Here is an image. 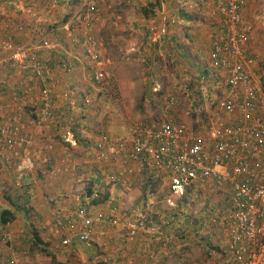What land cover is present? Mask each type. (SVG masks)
<instances>
[{
	"label": "crops",
	"instance_id": "obj_1",
	"mask_svg": "<svg viewBox=\"0 0 264 264\" xmlns=\"http://www.w3.org/2000/svg\"><path fill=\"white\" fill-rule=\"evenodd\" d=\"M96 2L99 4L98 18L92 31L99 40L101 65V58L108 53L102 41H110L105 42L110 50L116 44L111 40V34L100 33L104 30L102 25L106 20L116 29L130 24L133 19L129 9L135 6L139 13L136 18L140 22L157 17V31L152 34L145 31L146 37L137 46L138 52H146L153 45L162 57L171 60L173 71L186 72L173 80L176 97L173 112L164 111L161 116L178 118L189 129L201 132L205 130L189 124V115L195 114L196 119L208 118L205 133L219 120H230L217 107L227 95L226 75L223 70L212 67L209 53L213 42L224 38V29L210 0ZM87 3L88 0H0V40L32 48L39 46L42 40L50 42L51 47L40 51L39 59L50 70L53 110L57 117L55 123L33 125L35 112L40 106L39 93L47 83L11 70L0 50V127L19 107L23 133L29 139L25 156H22L20 148L8 152L0 141V264H10V257L12 264H61L66 258L57 256L67 250L77 254L83 264L89 258L92 259L91 264H151V258L159 262L166 260L155 252L159 246V238L155 235L140 232L128 237L121 226L109 223L95 225L91 244L76 239L64 244L60 238L56 224L58 215L67 214L81 204H87L93 213L106 216L112 213L131 215L138 206L147 213L149 206L145 207L141 202L146 204L145 201L153 195L151 192L155 193L154 189L150 191L147 187L152 182L166 183L160 175L162 173L154 168L131 161L124 164L122 151V154H117L120 157L95 158L96 144L102 141L103 136L117 138L108 133L96 134L88 126H92L90 122L94 121L93 116L97 112V108L92 111V107L97 106L99 91L95 93L94 88L99 90V84L92 80L98 65L89 60L80 45L85 29L81 22L82 13H85ZM243 16L253 26L252 35L244 45L245 54L254 60L248 68L260 73L264 95V1L246 0ZM18 25H24V29L18 30ZM105 61L109 62V59ZM85 66L91 70H86ZM123 84H119L120 89H127L135 82L126 79ZM72 95L80 97L77 104ZM155 99L159 101L158 97H150V100ZM144 113L146 117L159 114L154 115L150 109H145ZM88 144L93 145L90 147ZM137 182L143 184V189L134 187ZM219 192L225 194L223 202L217 204V207L220 205L219 215L212 211L214 218L209 216L208 219L217 229H207L205 240L208 249L216 251V256L220 246L217 249L211 243V237L222 240L221 245L226 240L225 224L220 215L229 195L225 187ZM4 216L9 220L3 221ZM191 230L198 228L189 227L188 232L192 233ZM4 234H10L6 242ZM182 235L187 236L186 233ZM178 244L173 243L176 248L183 246ZM25 250L26 255H23ZM97 253L98 257L93 259L95 256L92 255Z\"/></svg>",
	"mask_w": 264,
	"mask_h": 264
},
{
	"label": "built area",
	"instance_id": "obj_2",
	"mask_svg": "<svg viewBox=\"0 0 264 264\" xmlns=\"http://www.w3.org/2000/svg\"><path fill=\"white\" fill-rule=\"evenodd\" d=\"M210 1L224 29V38L214 41L209 53L212 67L223 70L226 75L227 95L217 107L230 120H219L207 133H203L176 120L153 119L142 124L130 141L103 136L102 141L96 144L95 158L103 160L116 151H122L124 164L131 161L157 169L166 175L173 189L210 186L213 190H221L225 187L229 195L221 213L226 240L217 252V259L209 264H264V95L261 75L248 68L254 60L244 52L253 26L243 16L246 0ZM96 5L95 0H88L87 10L81 19L85 29L80 45L89 60L97 63L92 79L100 84L106 75L100 66L98 40L92 31L98 18ZM156 21L155 16L147 18L144 27L148 33L157 31ZM17 29L23 30L24 25H18ZM50 47L48 40H42L35 48L6 39L0 41L4 61L11 70L47 83L39 93L40 106L33 119L35 126L57 122L50 70L38 54ZM175 102L174 95L168 96L169 105ZM217 115L220 119V114ZM23 128L18 107L9 121L0 127V141L8 152L20 148L22 156L28 153L29 139ZM105 223L121 226L128 237L140 232L155 235L163 248L172 243V237L159 226L146 221L136 210L131 211V215L112 213L106 216L93 213L87 204H81L56 217L64 244L73 242L74 238L91 244L95 225ZM9 238L10 234H4L5 242ZM22 254L26 255V250ZM9 261L12 264L11 257Z\"/></svg>",
	"mask_w": 264,
	"mask_h": 264
},
{
	"label": "rangeland",
	"instance_id": "obj_3",
	"mask_svg": "<svg viewBox=\"0 0 264 264\" xmlns=\"http://www.w3.org/2000/svg\"><path fill=\"white\" fill-rule=\"evenodd\" d=\"M107 4L108 3H106V6ZM97 5L99 10L98 2ZM129 12L133 20L128 25H122L116 29L115 26H112V23L107 22V20L102 25L104 30H101L102 32L100 33H106L107 35L111 34V40L116 44L112 50H110L105 43L110 41H104L102 38L103 46L108 51L107 55L101 58V67L106 72V77L99 86L96 85L99 90L94 88L95 93L99 91V94H97L96 99L97 106L92 107V111H96L97 108V112H93L94 121L90 122L92 126L90 124L88 125L96 134H100L101 132L108 133L112 138L126 139V141H130L136 135L140 125L150 120L181 121L174 117H162L160 113L164 111L173 112L172 109L175 107V103L169 105L167 103V98L170 95L175 96L172 88L173 80L176 78L178 79L180 76H184L186 73L185 71H173L171 60L167 57L166 59L162 57L160 52L157 51L153 45L146 52L141 50L138 52L137 46L143 41L144 37H146L144 36L146 30L143 29V26L147 18L145 22H140V20L136 18L139 13L136 12L135 6L130 8ZM39 53L40 52H38V54ZM1 56L4 60L5 57L3 55ZM107 59H109V62L105 61ZM175 65L176 64H174V66ZM85 67L86 70H88V68L91 70L90 67ZM176 72H179L177 73L178 75H176ZM89 74L91 77L92 75L90 72ZM126 79H132L135 84L127 87V89H120L119 84L124 86L123 83ZM71 90L74 91L73 88H71ZM152 95L158 97L159 101H157L158 99L150 100ZM71 97L77 104L76 101H79L80 97H74L73 95ZM145 109H150L154 115L156 113L159 114H156L157 116L149 115L146 117L144 113ZM200 118L201 117L196 119L195 114H193V116L190 114L188 119L189 124L193 127L199 126L200 129L206 131L208 118ZM66 122L67 121L64 122L65 125H67ZM205 131L202 132L205 133ZM88 145L91 147L93 144ZM120 153L122 154L121 151H116L109 157H120V155H117ZM155 170L156 172L158 171L157 169ZM160 175L163 176V179H166L164 180L166 183L161 185L156 182L150 183V186L147 188L148 190L154 189L155 193L151 192L153 195L145 201L147 202L146 204L141 202V205L145 207L149 206L147 213L143 212V209L140 208L141 206H138L136 210V212L141 213L146 221L159 226L166 235L172 237V247L163 248L162 242L159 240L157 244L159 246L155 250L156 253L159 252L158 257L166 259L165 262H159L160 260L158 259L154 261V258H151V264H209L216 260L218 254L216 256L215 250H209V245L205 241L208 235H206V231L209 228H214L213 230L217 229L216 226H213L214 223L209 222L208 219L209 216L210 218H214L212 217V211H217L218 213L220 205L217 207V204L223 202L225 194L223 195L220 192L217 193L218 190H213L214 188L212 189L210 186H200L199 188L187 187L182 190L181 188L173 189L166 175ZM136 186L143 189V184H141V182H137L134 187ZM142 200L143 199H140L139 201ZM210 205H212V208ZM220 216H222V213ZM205 220L206 222L201 225ZM194 226H197L198 230H191L192 233H189V227L194 228ZM183 233H186L187 236L182 235ZM211 239V243H214L217 249L219 246L221 247L223 245H221L222 240L216 237H211ZM173 241L177 242V245L180 243V245L183 246L176 248V246L173 245ZM92 256H95L93 259H96L98 253ZM57 257L59 259L66 258V261L63 260L61 264H83V262H81L82 260L77 258V254L71 253L68 250L63 251ZM91 261V258L86 259L84 264H88V262L91 264Z\"/></svg>",
	"mask_w": 264,
	"mask_h": 264
},
{
	"label": "trees",
	"instance_id": "obj_4",
	"mask_svg": "<svg viewBox=\"0 0 264 264\" xmlns=\"http://www.w3.org/2000/svg\"><path fill=\"white\" fill-rule=\"evenodd\" d=\"M95 3H97L96 0H95ZM96 6H97V5H96ZM86 10H87V4H86V6H85L83 12H86ZM83 15H84V14L82 13V16H83ZM143 29L146 30L144 26H143ZM146 31H147V30H146ZM2 220H3V221H7V220H9V218H6V216H4ZM36 237H37V236H36ZM36 237H35V238H36ZM36 239H37V238H36ZM37 241H38V239H37ZM35 245H36V242H35ZM42 250H43V249H42ZM45 253H47V252H45Z\"/></svg>",
	"mask_w": 264,
	"mask_h": 264
},
{
	"label": "clouds",
	"instance_id": "obj_5",
	"mask_svg": "<svg viewBox=\"0 0 264 264\" xmlns=\"http://www.w3.org/2000/svg\"><path fill=\"white\" fill-rule=\"evenodd\" d=\"M40 43V42H39Z\"/></svg>",
	"mask_w": 264,
	"mask_h": 264
}]
</instances>
